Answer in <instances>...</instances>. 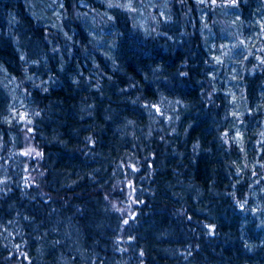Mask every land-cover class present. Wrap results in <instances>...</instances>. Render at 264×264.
<instances>
[{"label":"trees","instance_id":"1","mask_svg":"<svg viewBox=\"0 0 264 264\" xmlns=\"http://www.w3.org/2000/svg\"><path fill=\"white\" fill-rule=\"evenodd\" d=\"M0 264H264V0H0Z\"/></svg>","mask_w":264,"mask_h":264},{"label":"rangeland","instance_id":"2","mask_svg":"<svg viewBox=\"0 0 264 264\" xmlns=\"http://www.w3.org/2000/svg\"><path fill=\"white\" fill-rule=\"evenodd\" d=\"M141 3H144L143 1H140ZM145 6V5H144ZM139 9H142V8H139ZM142 19H143V17L141 16V17H137L136 18V20H137V22L139 23V24H141V22H142ZM143 25V24H142Z\"/></svg>","mask_w":264,"mask_h":264}]
</instances>
